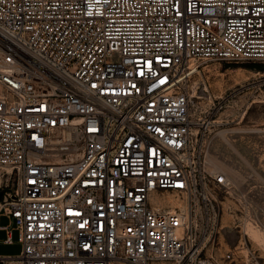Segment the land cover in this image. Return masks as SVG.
Here are the masks:
<instances>
[{"label": "built area", "instance_id": "1", "mask_svg": "<svg viewBox=\"0 0 264 264\" xmlns=\"http://www.w3.org/2000/svg\"><path fill=\"white\" fill-rule=\"evenodd\" d=\"M209 60L264 78V0H0V264L230 259Z\"/></svg>", "mask_w": 264, "mask_h": 264}, {"label": "rangeland", "instance_id": "2", "mask_svg": "<svg viewBox=\"0 0 264 264\" xmlns=\"http://www.w3.org/2000/svg\"><path fill=\"white\" fill-rule=\"evenodd\" d=\"M262 70L263 67L209 60L200 63L189 80V86L195 88L197 105L205 103L201 98L203 87L211 97H223L224 105L214 116L221 123L205 139L207 166L223 171L228 181L226 195L221 199L218 240L223 250L235 248L232 257L220 260V264H264V242L248 238L243 231L245 221H250L264 234ZM4 224L12 225L0 216V225ZM4 236L0 228V254L18 253L20 243L15 231L12 230L9 242L3 241Z\"/></svg>", "mask_w": 264, "mask_h": 264}, {"label": "bare ground", "instance_id": "3", "mask_svg": "<svg viewBox=\"0 0 264 264\" xmlns=\"http://www.w3.org/2000/svg\"><path fill=\"white\" fill-rule=\"evenodd\" d=\"M243 231L244 234L248 236V238L256 240L258 242H264L263 232L257 225L253 224L252 222L245 221V226L243 228Z\"/></svg>", "mask_w": 264, "mask_h": 264}, {"label": "trees", "instance_id": "4", "mask_svg": "<svg viewBox=\"0 0 264 264\" xmlns=\"http://www.w3.org/2000/svg\"><path fill=\"white\" fill-rule=\"evenodd\" d=\"M239 64H241V65H245V66H247V67H254V68H256V69H260V68L263 67L262 64L259 63V62H251V61H248V62H241V63H239Z\"/></svg>", "mask_w": 264, "mask_h": 264}]
</instances>
